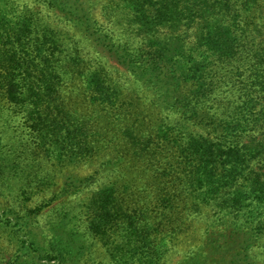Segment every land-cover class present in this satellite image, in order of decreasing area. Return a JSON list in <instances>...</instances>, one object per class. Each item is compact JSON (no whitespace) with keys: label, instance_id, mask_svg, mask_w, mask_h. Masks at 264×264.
<instances>
[{"label":"trees","instance_id":"obj_1","mask_svg":"<svg viewBox=\"0 0 264 264\" xmlns=\"http://www.w3.org/2000/svg\"><path fill=\"white\" fill-rule=\"evenodd\" d=\"M43 1L66 14V9L74 8L69 0ZM126 2L138 16L135 37L141 44L112 50L120 66L154 95L152 105L173 116L152 127L133 116L143 105L124 101L132 97L101 77L103 68L87 71L75 53L57 47L45 32L38 33L29 14L0 0V84L35 140L33 155L62 167H78L101 159L108 144L117 148L116 156H109L93 175L67 180L56 194L61 197L79 192L78 182L82 185L102 173L113 176L119 166L152 178L140 198L133 199L132 193H125V198L114 182L82 203L90 217L88 231L102 241L110 264H165L175 243L192 231L191 220L204 211L210 214L204 217L211 219L207 229L219 241L206 243V230L204 236H196L199 243L185 242L187 248L176 264H264L261 0ZM68 16L73 17L69 12ZM181 24L195 32L180 37L159 34V26L175 30ZM72 87L95 92L89 100L99 102L105 120L110 117L115 126L110 140L68 108L65 94ZM13 153L10 146L1 149L0 162L4 170L10 165L15 174L23 170L18 157H10ZM138 161L143 169L134 167ZM31 171L25 173V184L31 185L30 178L37 176ZM120 176L128 179L124 173ZM48 183L44 176L40 185ZM131 185L135 190L137 185ZM142 199L148 204L139 203ZM51 202L46 199L19 217L6 209L0 212V224L18 259L76 264L75 233L66 234L62 242L57 234L45 242L31 229L40 209Z\"/></svg>","mask_w":264,"mask_h":264},{"label":"rangeland","instance_id":"obj_2","mask_svg":"<svg viewBox=\"0 0 264 264\" xmlns=\"http://www.w3.org/2000/svg\"><path fill=\"white\" fill-rule=\"evenodd\" d=\"M4 1L12 2L13 6L17 7L18 12L22 11L29 14L32 17L31 20L34 21V27L39 28L38 33L45 32L48 34L49 41L57 47H65L68 48V52L75 53L78 57L76 61L83 62V66L88 67L87 71L91 68H103L104 74L101 73V77L105 75L106 79L117 85L119 91L132 97L124 101L143 105L136 108L133 115L136 119L142 120L143 124L152 127L163 120L168 122L173 117L166 112H162L156 105H152L154 95L146 91L128 71L121 67L122 65L120 66V61L115 51L113 52L117 46L129 44L138 48L141 44L140 39L135 37V30L138 28L136 23L138 16L132 14L127 6V0H69L70 4H74V8L66 9L67 14L57 8L47 6L43 0ZM261 5L260 10L264 12V0H261ZM68 12L73 17L68 16ZM158 29L159 34L170 37H180L185 32L187 34L195 32V29L186 30L183 24L175 30L167 29L164 26H159ZM88 30L94 32L95 35H89ZM105 35L110 39L104 40ZM188 41L190 42L191 39H188ZM66 55L67 53L62 54L61 60ZM84 80L86 81V79ZM91 94L93 97L96 96L94 91H89L85 87L80 89L72 87L65 94L67 106L75 111V114H80L81 118L88 122V125L99 129L100 133L105 134L104 138H107L108 141L114 133L115 126L112 125L110 117L108 121L105 120L106 112L102 110L103 106H99V102L89 100ZM122 141L119 138L118 142L121 143ZM7 146H10L14 152L10 157L15 160L18 157L16 161L23 171L13 174L10 165L7 170H4L0 162V212L9 209L13 210L14 213V216L12 214H9V216H24L27 210L40 207L46 199H52V202L45 208L43 206L40 209L41 212L34 218L32 231L39 232L40 237L42 236L45 242H49L56 234L59 235L58 238L61 237L59 241L62 242V238H65L66 234L69 232L71 234L75 233L74 245L78 253L75 256L76 264H110V254L103 247L102 241L92 236L88 231L87 225L90 217L84 213L82 203L104 184H113L114 182H116L118 190L125 198L127 197L125 193L134 194L133 199L137 196L140 198L143 186L150 184L152 178L145 179L143 171H132L119 166L118 172L113 176L105 173L97 177L93 176L84 184L81 185L78 182L75 185L79 187V192L75 194L68 193L67 196L62 197L59 193L57 196L59 189L63 184H66L67 180L75 181L76 178L81 177L86 179L93 175L99 165L107 160L109 156H116L117 148L108 144L107 147L103 148L101 159L92 160L78 167H62L56 163L46 161L41 155L34 156L32 150L35 146V140L30 136L23 115L5 98L0 84V150L5 151ZM134 167L143 169L139 161L134 164ZM29 171L32 175H37L30 178L33 181L31 185L25 184L24 180L25 173H29ZM121 173L126 174L128 179L120 176ZM44 176L47 177L49 183L40 185ZM120 180H123V182ZM138 181H142V183L137 185ZM120 182L123 185L126 184V186L123 188ZM127 183H129L128 186H134L131 184L137 185L136 189L132 190L127 186ZM23 190L25 193L21 194ZM142 201L146 203V199L140 200L139 203H142ZM203 214L210 215L207 211H204ZM203 214L196 220H191L192 231H195V233L192 234L191 231L185 237L186 239L182 238L181 243H175V247L169 255V261L165 264H176L182 258L185 248H187L185 242H188V246L191 240H194L195 244L199 243L201 239L198 241L196 236H204L206 230L208 231L206 243L212 245L214 242L219 241L214 240L216 237H213L209 231L210 229H207L211 219L207 220L209 217H204ZM57 225H60V227L57 228ZM23 260L24 258H17L15 249L0 224V264H32L29 260Z\"/></svg>","mask_w":264,"mask_h":264}]
</instances>
